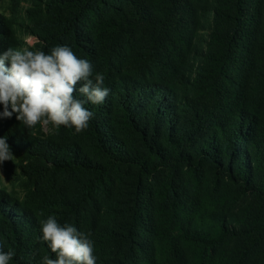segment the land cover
<instances>
[{"label":"trees","instance_id":"trees-1","mask_svg":"<svg viewBox=\"0 0 264 264\" xmlns=\"http://www.w3.org/2000/svg\"><path fill=\"white\" fill-rule=\"evenodd\" d=\"M148 1L132 0L138 8L134 19L125 22L111 14L116 7L109 0H39L38 49L49 53L68 45L105 75L111 93L102 105H86L95 113L83 131L89 151L75 143L44 140L12 123L0 125V137L25 161L87 178L58 201L65 208L60 223L83 232L105 221L95 210L100 196L108 198L120 181V170L134 172L127 216L119 231L112 230L116 235L111 241L122 257L95 254L96 264H166L167 258L172 264H264L261 3L236 0L231 11L234 0ZM3 8L0 0V54L18 46ZM202 19L211 24L209 39L206 51L195 55L191 47L199 40ZM139 27L152 34V42L122 55L121 41ZM192 56L202 62L197 77ZM200 88L214 93L215 110L196 103L191 93ZM134 138L142 147H133ZM177 166L186 169L187 180L170 177L161 187L152 183L159 173L171 176ZM206 173L214 182L236 188L230 196L252 198L256 209L230 215L222 209L228 196L218 199L215 209L203 203L198 185ZM47 216L42 204L19 201L0 189V243L16 253L10 264H41L44 255L55 258L40 239V221ZM164 225L171 227L169 235L163 233ZM104 226L111 234L110 225ZM93 234L97 246L108 242Z\"/></svg>","mask_w":264,"mask_h":264},{"label":"rangeland","instance_id":"rangeland-1","mask_svg":"<svg viewBox=\"0 0 264 264\" xmlns=\"http://www.w3.org/2000/svg\"><path fill=\"white\" fill-rule=\"evenodd\" d=\"M109 1L116 7L112 9L111 14L118 20L131 22L134 19V14L138 8L136 4L138 3H133L132 0ZM144 1H146V5H149L148 0H141V2ZM235 1L236 0H234L233 4L229 6L231 11H234L236 8ZM259 2L262 6L261 20L264 23V0H259ZM38 6L39 0H4L3 10L5 11V16L13 24L14 33L18 39V46L16 49H22L25 47L30 50L38 49V35L40 34L39 27L41 23V19L35 16ZM200 25L201 30L198 34L199 40L191 47V53H194L195 55H200L201 49L206 51L207 41L209 39L208 30L211 24L209 25L206 20L202 19ZM151 42L152 34L145 28L139 27L135 30L132 37L121 41L120 51L122 55H129L133 52L143 50ZM199 59V57L195 58L194 56L190 58V62L194 63V77H197L201 72L200 66L202 65V62ZM193 90H195L196 93L191 94L196 97V103L206 105V110H215L216 100L214 98V93H210L203 88ZM2 111L3 106L0 105V112ZM4 123H12L21 131L25 130L27 132H32L34 135H37L44 140H52L67 146L75 143L84 150H90L91 143L85 132L75 134L74 132L63 131L61 128L44 129L39 124L34 128H26L22 123L15 119V114L11 119L0 117V125H3ZM131 144L133 147H142L138 138L132 139ZM13 154L15 156L14 161H5L3 164H0V189L8 192L12 197L19 201L42 204L47 215H55L58 222H60V213L63 212L65 208L60 206L58 203L59 199L64 196V193L74 190L77 186L78 188L81 187L87 182V178L83 176L78 177L74 173H56L52 168H47V165L41 161H37L36 164H33L29 161H25L22 156L15 152H13ZM35 166L43 169L41 172H38ZM24 170L27 172L25 173ZM132 173L133 175H130L127 171L120 170L121 179L117 182L113 191L110 192L108 198L100 196L103 200L101 198L100 203L97 205V207L100 208L96 209L95 212H99L100 219L105 221L94 228L90 227L87 231L92 234L91 237L95 236V234H93L94 231L98 234V238L108 241L104 243L105 245L103 247H99L95 244L94 254L97 256L104 255L111 259H119L122 257L120 256V247L115 241H111L113 236L116 235L114 234L116 232H112V230L119 231L118 227L120 223L124 222L125 217L127 216L125 215L128 207L127 201L131 198V193L134 191L132 183H134L135 174L134 172ZM170 177L175 179L185 178V180H187L186 169L177 166V168L172 170L171 176L165 172L159 173L152 183H154L156 187H161L162 183L166 182ZM227 185L228 184L224 181L214 182L212 177L206 173L198 185V187L201 186V189H199L201 190L200 199H202L203 203H208L210 208L215 209L218 205V199L220 200L221 197L228 196V200L222 205V209L228 212L231 211L230 215H239L241 210L246 207L256 209L255 206L257 205V202L252 200V198H238L235 195L230 196L228 193H236V188ZM38 189L40 192H38ZM89 211L93 210L89 209ZM105 224L110 225L107 230L111 231V234L105 232ZM170 228V226L164 225L162 227L163 233L169 235L172 232ZM101 235H104L105 238H101ZM163 242L164 241H162V243ZM239 246L240 244L238 243V247ZM166 264H172V260L169 261L167 258Z\"/></svg>","mask_w":264,"mask_h":264},{"label":"clouds","instance_id":"clouds-1","mask_svg":"<svg viewBox=\"0 0 264 264\" xmlns=\"http://www.w3.org/2000/svg\"><path fill=\"white\" fill-rule=\"evenodd\" d=\"M110 93L105 75L95 72L92 62L79 58L68 45H57L49 53L10 47L0 54V117L11 119L15 114L26 128L63 126L79 134L95 116L86 105H102ZM14 159L6 138L0 137V164ZM40 231V239L55 254V258L44 255L41 264H96L90 232L61 224L55 215L40 221ZM15 255L0 243V264H10Z\"/></svg>","mask_w":264,"mask_h":264}]
</instances>
